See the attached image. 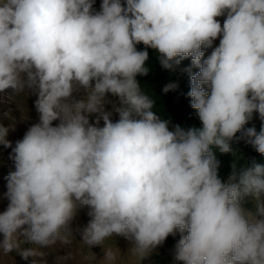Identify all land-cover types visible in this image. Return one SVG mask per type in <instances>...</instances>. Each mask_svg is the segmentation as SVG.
<instances>
[{"label": "clouds", "instance_id": "obj_1", "mask_svg": "<svg viewBox=\"0 0 264 264\" xmlns=\"http://www.w3.org/2000/svg\"><path fill=\"white\" fill-rule=\"evenodd\" d=\"M149 48L168 71L191 58L200 127L170 128L153 110L137 81ZM10 89L37 96L39 121L15 146L0 124L11 148L4 255L67 243L87 208L76 231L90 248L117 235L143 260L178 230L181 264H264V165L233 163L222 182L213 150L230 153L237 138L264 155V0H0V93ZM254 113L259 132L244 128ZM118 251L103 247L105 264Z\"/></svg>", "mask_w": 264, "mask_h": 264}, {"label": "rangeland", "instance_id": "obj_2", "mask_svg": "<svg viewBox=\"0 0 264 264\" xmlns=\"http://www.w3.org/2000/svg\"><path fill=\"white\" fill-rule=\"evenodd\" d=\"M225 17H218L217 19L223 24ZM219 38L214 41L213 47L218 46ZM212 49L205 50V58L211 54ZM181 66H188L192 68L191 58L182 60ZM198 71V69H197ZM37 96L32 92L25 89L22 92H16L8 90L6 93H0V124L5 126L10 125L14 128L8 134L7 139L10 140L15 146V142L22 139L27 129L39 121V114L37 113L34 102ZM109 100L116 103L117 98L109 95ZM106 110L111 111V104L106 105ZM118 117V114H113V120ZM95 117H90V120H94ZM54 126L58 121L53 122ZM102 124V122H101ZM11 153V148H5L0 145V213H2L7 205L5 193L7 192V180L8 168L11 163L7 161L8 154ZM228 178L224 179L226 182ZM246 203H251V209L246 210L255 215L256 202L249 198ZM87 208L80 209L77 216L71 222V228L73 229V235L68 237V242L63 243L57 241L54 245L49 247L32 246L37 248L39 255L35 257H29L24 260L20 255L12 252L8 255H4L0 252V264H105L103 260V247H111L113 250L119 249L117 252V260L114 264H181L174 259L175 244L173 238L175 234L180 233L178 230L173 235H169L167 239L154 249L145 259L140 260L138 257L132 256L128 253V249L131 247V242L125 238L117 235H113L112 238H108L104 241L102 246H89L81 242V236L76 229H82L85 226L90 217L87 215ZM181 234V233H180ZM186 235V232L184 233ZM3 239V235L0 234V240ZM160 256L161 258H157ZM59 258H64L62 261Z\"/></svg>", "mask_w": 264, "mask_h": 264}, {"label": "trees", "instance_id": "obj_3", "mask_svg": "<svg viewBox=\"0 0 264 264\" xmlns=\"http://www.w3.org/2000/svg\"><path fill=\"white\" fill-rule=\"evenodd\" d=\"M145 47L143 44H140ZM153 51V56L149 55L147 66L149 73L146 76H137V81L141 86L142 91L149 95L154 101V111L162 119H167L171 125H180L182 128L200 127L198 114L190 107L191 100L187 96L190 91V77L189 73L185 71L189 69L187 66H178L173 71L164 70L158 61L157 53ZM182 63V61H181ZM192 73L197 72L196 68H191ZM169 82L178 84L175 91L164 94L162 89ZM261 121L258 114H253V119L249 121L244 128L255 127L259 132ZM240 133H237L239 137ZM232 152L221 154L218 149H213L216 153V158L219 161L218 176L224 182L225 178H229L232 172L233 163L240 166H252L254 163L264 165V155L256 152L251 145L243 140L234 138L231 142ZM247 209H251V203H245ZM157 258H161L157 256ZM163 263H166L163 261Z\"/></svg>", "mask_w": 264, "mask_h": 264}]
</instances>
